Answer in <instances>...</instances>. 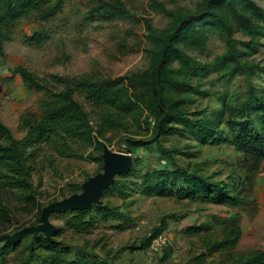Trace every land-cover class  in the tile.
Returning <instances> with one entry per match:
<instances>
[{"label":"rangeland","instance_id":"1","mask_svg":"<svg viewBox=\"0 0 264 264\" xmlns=\"http://www.w3.org/2000/svg\"><path fill=\"white\" fill-rule=\"evenodd\" d=\"M124 1L130 13L115 19L106 20L93 13V0H65L49 21L37 19L34 13L20 19L13 39L5 44L6 55H0V119L16 137L25 134L20 128L21 114L27 109L40 111L39 100L44 92L28 88L21 76L12 72V67L23 64L47 79L53 72L116 77L144 69L150 61L145 51L148 46L145 19L149 18L157 28H167L170 22L167 8L194 10L201 0ZM255 1L264 8V0ZM260 24L261 29L256 33L237 29L233 37L244 60L264 65V22ZM35 32L45 35L39 45L27 37ZM226 50L227 44L219 34L209 36L200 48H188L204 62L212 61ZM199 78L200 89L190 93L188 103V109L199 114L206 111L213 112V116L216 110L225 108V115L229 116L226 103L239 94L244 98L250 82L264 94L262 71L252 76H227L211 71ZM79 98L90 109L89 102ZM152 124V117L141 108L124 118L122 126L105 138L103 161L58 156L54 165L36 175V199H21L15 190L0 184V246L7 245L6 252L0 254L3 256L0 264H22L34 236L50 235L58 229L61 234L57 239L69 245L72 252L96 253L112 264H232L240 254L247 257L256 250L264 251V156L236 143V133L225 121L217 126L219 133L214 142L204 143L187 129L175 130L163 135L158 143L131 150L129 137H150ZM256 124L264 133L259 117ZM106 150L132 158L126 193L107 189L99 201L119 207L127 219L98 218L89 230L76 231L66 224L68 214L54 210L46 224L44 210L49 205L82 194L90 179L105 172ZM167 153L179 166L223 182L244 200L237 205H223L167 190L147 191L143 176L173 168ZM70 182H80L83 189L70 191ZM164 215L171 216L166 228L169 245L160 252L151 247L142 248L143 239L160 225ZM233 228L240 230L236 246L209 253L207 244L229 237Z\"/></svg>","mask_w":264,"mask_h":264},{"label":"trees","instance_id":"2","mask_svg":"<svg viewBox=\"0 0 264 264\" xmlns=\"http://www.w3.org/2000/svg\"><path fill=\"white\" fill-rule=\"evenodd\" d=\"M93 1L92 12L106 20L130 13L124 0ZM151 1L155 3L156 0ZM64 2L0 0V55H6L5 44L13 39L22 17L34 13L37 19L49 21ZM165 11L170 18L167 28H157L149 18L145 19L148 40L145 51L150 61L144 69L128 71L116 77L53 72L48 74L47 79L23 64L11 68L13 73L22 76L29 88L44 92V96L39 100L40 111L27 109L21 114L19 123L25 133L23 137H16L0 119L1 185L15 190L16 196L21 199H36L37 174L54 165L58 156L103 161L107 134L118 130L124 118L140 108L153 119L151 136L129 137L131 150L158 143L163 135L175 130L187 129L204 143L214 142L219 133L217 126L225 121L236 133V143L264 156V133L259 131L261 128L256 124V117L264 124V94L251 82L244 98H240L239 94L226 103L229 116L225 115V108L216 110L213 116V112L208 114L201 111L202 114H199L197 110L188 109L190 93L200 89V76L211 71L227 76H252L258 71L264 72V65L242 58L233 37L237 29L258 32L260 22H264V8L255 0H201L194 10L167 8ZM213 34H219L227 44V50L222 55L204 62L188 51L190 46H204ZM44 36L41 32H35L27 37L31 43L39 45ZM79 97L89 102L90 109ZM222 97L225 99V95ZM166 156L173 168L156 170L143 176L147 191L167 190L180 196L223 205H237L244 200L243 196L233 193L223 182L187 166H179L170 153ZM131 171L130 168L118 174L109 191L126 193ZM68 185L70 191L83 189L80 182H70ZM58 212L68 214L66 224L76 231L89 230L98 218L127 219L119 207L110 203L98 202L90 208ZM169 217L164 215L161 218L160 225L143 239L142 248H150L153 237L167 231ZM60 234L61 229H58L52 235L34 236L27 246L28 254L22 264H112L96 253L72 252L69 245L57 239ZM239 234V228L231 229L229 237L207 244L208 252L231 249L236 246ZM6 249L7 245L0 246V254L5 253ZM261 263H264V251L256 250L247 257L240 254L232 264Z\"/></svg>","mask_w":264,"mask_h":264},{"label":"water","instance_id":"3","mask_svg":"<svg viewBox=\"0 0 264 264\" xmlns=\"http://www.w3.org/2000/svg\"><path fill=\"white\" fill-rule=\"evenodd\" d=\"M105 172L98 174L89 180L86 190L82 194L74 195L63 201L55 202L44 210L43 220L48 224V215L54 210H67L75 208H90L94 203H98L110 185L115 181L116 176L129 170L132 167V158L121 155L110 150H106ZM53 233H50L52 235Z\"/></svg>","mask_w":264,"mask_h":264},{"label":"built area","instance_id":"4","mask_svg":"<svg viewBox=\"0 0 264 264\" xmlns=\"http://www.w3.org/2000/svg\"><path fill=\"white\" fill-rule=\"evenodd\" d=\"M170 243V236L167 231L161 232L157 236L153 237L150 247L152 250L160 252Z\"/></svg>","mask_w":264,"mask_h":264},{"label":"crops","instance_id":"5","mask_svg":"<svg viewBox=\"0 0 264 264\" xmlns=\"http://www.w3.org/2000/svg\"><path fill=\"white\" fill-rule=\"evenodd\" d=\"M17 74H19V73H17ZM20 75V74H19ZM21 76V75H20ZM21 78H22V76H21ZM22 81H23V83L25 84V82H24V80H23V78H22ZM26 85V84H25ZM27 86V85H26ZM28 87V86H27ZM29 88V87H28ZM19 121H20V119H19Z\"/></svg>","mask_w":264,"mask_h":264},{"label":"bare ground","instance_id":"6","mask_svg":"<svg viewBox=\"0 0 264 264\" xmlns=\"http://www.w3.org/2000/svg\"><path fill=\"white\" fill-rule=\"evenodd\" d=\"M118 154L124 155V154H122V153H120V152H119Z\"/></svg>","mask_w":264,"mask_h":264}]
</instances>
